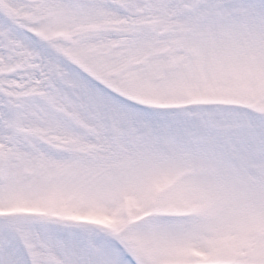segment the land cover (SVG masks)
<instances>
[{"label": "snow or ice", "instance_id": "6c2138e0", "mask_svg": "<svg viewBox=\"0 0 264 264\" xmlns=\"http://www.w3.org/2000/svg\"><path fill=\"white\" fill-rule=\"evenodd\" d=\"M0 264H264V0H0Z\"/></svg>", "mask_w": 264, "mask_h": 264}]
</instances>
